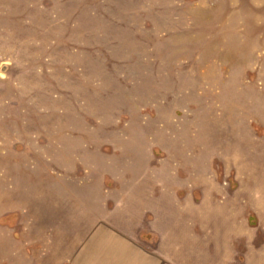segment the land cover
I'll use <instances>...</instances> for the list:
<instances>
[{
    "label": "rangeland",
    "instance_id": "374dc122",
    "mask_svg": "<svg viewBox=\"0 0 264 264\" xmlns=\"http://www.w3.org/2000/svg\"><path fill=\"white\" fill-rule=\"evenodd\" d=\"M104 225L264 262V0H0V264Z\"/></svg>",
    "mask_w": 264,
    "mask_h": 264
},
{
    "label": "crops",
    "instance_id": "0c3cea01",
    "mask_svg": "<svg viewBox=\"0 0 264 264\" xmlns=\"http://www.w3.org/2000/svg\"><path fill=\"white\" fill-rule=\"evenodd\" d=\"M158 243H144L120 228L100 226L94 239L77 254V264H262L241 262L230 240L224 237H194L167 233L160 228ZM171 229V228H170ZM156 233V234H157ZM162 235V237H161ZM192 235V234H191Z\"/></svg>",
    "mask_w": 264,
    "mask_h": 264
}]
</instances>
